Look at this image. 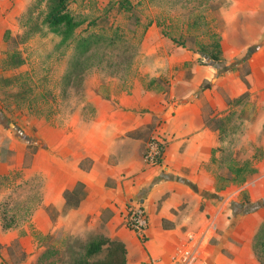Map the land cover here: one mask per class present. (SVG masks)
I'll list each match as a JSON object with an SVG mask.
<instances>
[{
  "label": "crops",
  "instance_id": "crops-1",
  "mask_svg": "<svg viewBox=\"0 0 264 264\" xmlns=\"http://www.w3.org/2000/svg\"><path fill=\"white\" fill-rule=\"evenodd\" d=\"M26 3L0 0V14L9 4L23 8ZM236 8L240 13H264V0H245ZM225 20L221 45L226 62L258 38L243 30L232 38V25ZM263 33L264 25L259 37ZM143 43L145 64L137 77L125 88L95 87L89 96L93 115L80 114L48 149L37 152V163L47 158L49 166L44 170L47 184L41 206L31 222L43 232L64 223L85 242L98 234L121 239L128 264H168L192 245L195 253L189 264H263L253 247L263 220L257 213L260 208L247 210L248 203L231 198L230 187L211 195L216 185L210 170L211 151L217 145L211 116L229 111L231 102L249 91V83L252 89L262 88L263 41L248 59L247 82L238 71L240 64L220 73L200 61L198 50L163 36L157 25L149 27ZM58 130L53 133L59 134ZM157 134L165 139L166 148L162 163L151 165L144 154ZM78 183L84 185L83 198L78 206L67 208L65 193ZM136 202L143 203L148 213L146 240L125 223L129 205ZM49 207L59 213L56 219ZM211 223L217 227L212 239ZM249 225L251 229H246ZM0 234V243L8 245L19 237L13 226L3 227L1 218ZM26 236L32 238L30 230ZM33 249L29 239L24 250ZM33 258L34 254L23 264H32Z\"/></svg>",
  "mask_w": 264,
  "mask_h": 264
},
{
  "label": "rangeland",
  "instance_id": "rangeland-1",
  "mask_svg": "<svg viewBox=\"0 0 264 264\" xmlns=\"http://www.w3.org/2000/svg\"><path fill=\"white\" fill-rule=\"evenodd\" d=\"M243 1L70 0L69 11L78 25L69 35L63 26L49 27L48 0H26L23 8L6 6L7 12L0 14V218L19 237L10 245L0 243V264L27 263L33 254L32 264H72L73 255L86 243L81 235L61 222L49 232L37 230L31 222L41 206L47 184L44 170L49 166L47 158L37 163V152L48 149L80 114L93 115L89 96L95 87L125 88L137 77L145 64L143 40L151 25L186 48L213 50L222 40L227 18L232 38L243 30L256 36L254 45L261 47L264 13L238 12L236 3ZM238 56L226 58L225 65L235 63ZM201 62L207 59L202 57ZM238 71L247 82L250 61L238 65ZM146 80L151 81L148 76ZM248 86V95L234 99L229 111L211 116L217 136L211 151V178L216 185L211 193L230 187L232 199L238 196L242 203L260 205L264 203V85L257 90ZM232 160H249L258 171L243 184L228 183ZM259 208L263 220L253 247L264 264V252L255 247L264 204ZM47 210L57 218L53 207ZM216 228L211 223V239ZM28 230L32 238L26 236ZM29 239L34 244L32 253L24 250Z\"/></svg>",
  "mask_w": 264,
  "mask_h": 264
},
{
  "label": "trees",
  "instance_id": "trees-1",
  "mask_svg": "<svg viewBox=\"0 0 264 264\" xmlns=\"http://www.w3.org/2000/svg\"><path fill=\"white\" fill-rule=\"evenodd\" d=\"M69 1L70 0H48L47 5L49 10L46 16L50 28L58 29L60 26H63V32L68 35L72 34L78 25L76 17L69 11ZM258 47V45L248 47L238 56L237 61L230 65H225L220 41H216L215 49L208 50L207 47L203 46L198 52L202 57L207 59V63L215 66L221 73L237 67L238 64H246L247 60ZM243 95H248V92ZM229 166L228 175L226 177L228 183L243 184L250 176L258 171V168L249 160L245 162L232 160ZM83 195L84 185L78 183L72 191H67L65 193L67 205L71 207L78 206ZM211 195L214 194L211 193ZM263 204L264 203L260 205L257 203H249L247 210H257L259 207L263 206ZM3 227L9 228L10 225L5 222L3 223ZM255 238L258 240L255 246L257 252L259 253L261 250L264 252V222ZM127 254L128 250L124 241L118 238H111L105 234H98L86 241L83 250L73 255L72 264H128Z\"/></svg>",
  "mask_w": 264,
  "mask_h": 264
},
{
  "label": "built area",
  "instance_id": "built-area-1",
  "mask_svg": "<svg viewBox=\"0 0 264 264\" xmlns=\"http://www.w3.org/2000/svg\"><path fill=\"white\" fill-rule=\"evenodd\" d=\"M165 148L166 141L161 137V134L152 136L146 146L144 154L147 163L151 165L161 164ZM125 223L127 227L135 231L141 239L146 240V230L149 226V218L146 207L143 203L136 202L129 205ZM190 240H194L193 234L190 236ZM194 253V245H192L191 248L182 249L173 257L172 262L168 264H189L193 261Z\"/></svg>",
  "mask_w": 264,
  "mask_h": 264
}]
</instances>
